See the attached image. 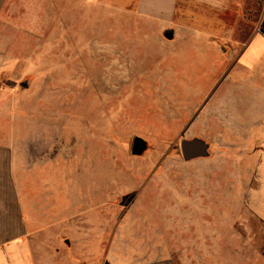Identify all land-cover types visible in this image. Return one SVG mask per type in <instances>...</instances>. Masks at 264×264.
Here are the masks:
<instances>
[{
	"label": "rangeland",
	"instance_id": "374dc122",
	"mask_svg": "<svg viewBox=\"0 0 264 264\" xmlns=\"http://www.w3.org/2000/svg\"><path fill=\"white\" fill-rule=\"evenodd\" d=\"M260 1L243 9V32L264 29ZM74 2L51 6L49 21L33 11L29 36H0V144L16 146L19 163L49 159V190L55 180L66 207L77 194L96 210L82 213L81 264H264V220L249 207L255 165L234 163L231 129L224 140L171 120L170 92L189 84L141 37L156 26L134 2ZM192 84L196 96L208 87ZM195 136L209 156L184 162L179 143ZM134 138L144 151L132 152Z\"/></svg>",
	"mask_w": 264,
	"mask_h": 264
},
{
	"label": "crops",
	"instance_id": "0c3cea01",
	"mask_svg": "<svg viewBox=\"0 0 264 264\" xmlns=\"http://www.w3.org/2000/svg\"><path fill=\"white\" fill-rule=\"evenodd\" d=\"M126 1L134 2L137 17L156 26L141 31V37L154 38L160 52L170 53L168 65L176 83L208 86L197 96L189 85L172 90L175 105L171 109L179 114L171 120L180 126L208 124L224 140L231 129L233 148L240 150L234 163L255 165L256 186L250 189L249 207L264 220V29L257 24L245 32L241 28L243 9L248 5L251 11L256 0ZM68 2L89 5L98 0H0V36H5L4 30H10L12 37L29 36L33 11L39 21L44 22L47 15L49 21L50 7ZM260 4L264 21V0ZM198 108L200 113L191 121ZM12 149L17 148L0 144V264H81V256L72 249L81 238L83 211L96 210L82 206L77 194L72 196L76 203L66 207L55 180L52 191L49 181L43 180L49 159L35 165L19 163ZM40 176L42 185L35 188Z\"/></svg>",
	"mask_w": 264,
	"mask_h": 264
},
{
	"label": "water",
	"instance_id": "95a60500",
	"mask_svg": "<svg viewBox=\"0 0 264 264\" xmlns=\"http://www.w3.org/2000/svg\"><path fill=\"white\" fill-rule=\"evenodd\" d=\"M169 34V32H166ZM135 146V150L134 147ZM179 149L182 160L190 162L195 159H203L209 156V145L200 138L183 139L179 143ZM131 150L134 154L140 153L145 150L144 142L139 138H134L132 141Z\"/></svg>",
	"mask_w": 264,
	"mask_h": 264
},
{
	"label": "flooded vegetation",
	"instance_id": "af4514ba",
	"mask_svg": "<svg viewBox=\"0 0 264 264\" xmlns=\"http://www.w3.org/2000/svg\"><path fill=\"white\" fill-rule=\"evenodd\" d=\"M133 148H134V150H135V146H134Z\"/></svg>",
	"mask_w": 264,
	"mask_h": 264
}]
</instances>
